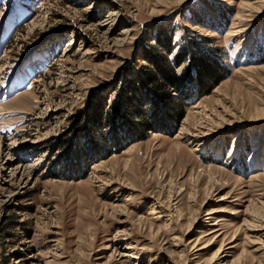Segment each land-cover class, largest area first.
<instances>
[{
  "label": "rangeland",
  "instance_id": "obj_1",
  "mask_svg": "<svg viewBox=\"0 0 264 264\" xmlns=\"http://www.w3.org/2000/svg\"><path fill=\"white\" fill-rule=\"evenodd\" d=\"M157 48L185 115L130 140ZM0 264H264V0H0Z\"/></svg>",
  "mask_w": 264,
  "mask_h": 264
},
{
  "label": "trees",
  "instance_id": "obj_2",
  "mask_svg": "<svg viewBox=\"0 0 264 264\" xmlns=\"http://www.w3.org/2000/svg\"><path fill=\"white\" fill-rule=\"evenodd\" d=\"M168 42L166 44L167 51L172 48L170 44L171 39L166 38ZM159 44L163 45L161 39H159ZM171 45V46H170ZM164 46V45H163ZM145 57L140 59L144 62L141 67L136 72V78L131 82V84L136 87L137 82L144 88V93L142 96L131 95V91L134 89L132 87L129 91L126 88L123 93L117 95V99L114 102L113 109H116V104L119 103L123 110L121 116L131 117L129 119L128 125L125 127L126 131L129 132L130 140H136L137 136H141L148 130H162L161 125L163 124L164 118H170L175 120L177 123L180 122L185 115V107L187 103L185 101V96L180 89V84L184 78L191 80L192 74L190 72V67L182 72L178 73V66L185 63L186 60L182 58L185 53L181 55H176L174 61L169 60L163 54H160L159 48L156 50L146 49ZM194 73L201 84L200 96H204L211 91L215 85L220 81L225 79L227 74H225L221 65L211 60L208 55L205 57L199 56L197 60V65L195 66ZM190 75L189 77H187ZM175 92V94H173ZM135 99L138 103L135 102ZM143 106L141 107V105ZM153 106V110H159L161 112L162 118L157 121L156 125H153V120L148 114V107ZM126 112V113H125ZM131 112V113H130ZM165 116V117H164ZM89 120L92 125V129L99 125L108 127L112 125L113 116L109 113L105 114L99 107L98 100H94L93 112L90 114ZM116 136V141L119 139V135ZM133 138V139H132ZM61 173L65 170L64 163L61 164ZM80 176V175H79Z\"/></svg>",
  "mask_w": 264,
  "mask_h": 264
}]
</instances>
